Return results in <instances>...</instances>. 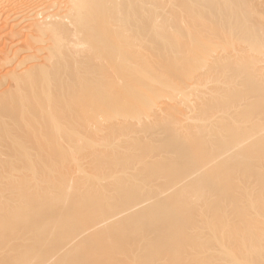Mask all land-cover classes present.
<instances>
[{
  "label": "bare ground",
  "instance_id": "bare-ground-1",
  "mask_svg": "<svg viewBox=\"0 0 264 264\" xmlns=\"http://www.w3.org/2000/svg\"><path fill=\"white\" fill-rule=\"evenodd\" d=\"M0 264H264V0H0Z\"/></svg>",
  "mask_w": 264,
  "mask_h": 264
}]
</instances>
